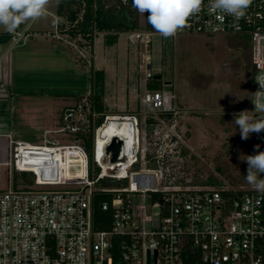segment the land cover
Segmentation results:
<instances>
[{"label": "built area", "instance_id": "obj_1", "mask_svg": "<svg viewBox=\"0 0 264 264\" xmlns=\"http://www.w3.org/2000/svg\"><path fill=\"white\" fill-rule=\"evenodd\" d=\"M189 24L171 38L249 39L255 93L254 77L264 72V0H253L239 21L212 14L209 0H203ZM129 33L131 42L147 51L160 35L153 28ZM83 61L92 66L90 58ZM88 95L63 110L42 142L19 139L14 131L0 133V264H148V252L156 255V264H264V194L184 183L175 174L183 151L153 115L177 112L173 90H146L145 128L133 114L106 115L94 127L97 115L89 116ZM112 122L127 123V132L106 137L102 129ZM92 126L91 167L81 135ZM253 136L264 151V131ZM115 137L122 145L112 161L107 147ZM107 178L125 183L102 184ZM95 191L113 193L101 203L111 211L107 229L94 228Z\"/></svg>", "mask_w": 264, "mask_h": 264}, {"label": "rangeland", "instance_id": "obj_2", "mask_svg": "<svg viewBox=\"0 0 264 264\" xmlns=\"http://www.w3.org/2000/svg\"><path fill=\"white\" fill-rule=\"evenodd\" d=\"M56 9L52 0L46 18L22 23L13 32L0 25V33L12 35L0 44V133L14 131L19 139L42 142L63 110L87 97L92 66L106 71L108 103H135L133 110L119 115L137 114L145 128L147 82L162 80V88L176 94L177 112L165 123L158 113L153 115L183 151L177 177L193 185L209 186L206 181L214 177L231 190L252 188L245 180L248 165L241 158L253 154L256 140L253 133L242 140L233 121L234 113L251 111L247 37L183 34L173 40L156 35L147 51L131 42L129 32L121 33L112 46L105 45L104 33H99L91 52L80 37L57 32ZM140 23L143 29L146 13L140 14ZM83 57L91 59V67ZM148 71L152 78L146 77ZM76 95H82L81 100ZM108 126L127 132V123Z\"/></svg>", "mask_w": 264, "mask_h": 264}, {"label": "clouds", "instance_id": "obj_3", "mask_svg": "<svg viewBox=\"0 0 264 264\" xmlns=\"http://www.w3.org/2000/svg\"><path fill=\"white\" fill-rule=\"evenodd\" d=\"M59 5L61 0H55ZM52 0H0V25L6 31H15L22 23L46 18ZM253 0H209V11L223 16H231L239 21L246 16ZM203 0H132V7L141 15L147 13V22L161 36L174 37L178 32L190 27L189 20L202 11ZM62 17H55L59 24ZM255 82L259 88L251 94L254 111L244 110L234 113V123L240 130L242 140L250 134L264 131V72H258ZM251 113V114H250ZM255 146L256 154L245 156L246 182L258 193L264 194V151Z\"/></svg>", "mask_w": 264, "mask_h": 264}, {"label": "trees", "instance_id": "obj_4", "mask_svg": "<svg viewBox=\"0 0 264 264\" xmlns=\"http://www.w3.org/2000/svg\"><path fill=\"white\" fill-rule=\"evenodd\" d=\"M57 16L63 18L61 23L56 24L57 32L66 34L70 38L80 37L85 41V45L90 46L91 52H93L94 39L99 33H104L105 45L112 46L117 43L121 33L142 28L140 14L132 7V0H61V3L57 5L56 17ZM143 28L152 29V26L147 22V18ZM88 81L91 84V93L88 95L89 107L91 110L89 116L92 118V114L98 115L94 127L100 126L108 111L104 100L106 91V71L102 68H94L92 66L89 71ZM147 88L161 89L162 80H149L147 82ZM81 98L82 95L75 96V99L81 100ZM158 115L160 118L170 120L173 119L175 113L159 112ZM150 121H154V119L149 117V122ZM107 126L102 129L105 136L108 134ZM81 136L89 152L90 166L92 167L93 126L87 134ZM23 177L29 180L27 175H23ZM31 181L30 179L29 182ZM120 183H125V181L121 182L111 178L102 181V184L108 186H116ZM205 184L220 186L223 185V182L217 178L211 177ZM242 191L244 190H231V192L235 194L241 193ZM112 195V192L95 191L93 197L94 228L107 229L110 226L112 220L111 211L103 210L101 208V203L102 201L110 200ZM191 261H193V259H191Z\"/></svg>", "mask_w": 264, "mask_h": 264}, {"label": "water", "instance_id": "obj_5", "mask_svg": "<svg viewBox=\"0 0 264 264\" xmlns=\"http://www.w3.org/2000/svg\"><path fill=\"white\" fill-rule=\"evenodd\" d=\"M12 39L10 33H0V44L8 43ZM122 141L117 137L113 138L112 142L107 147V152L111 153V160L116 161L120 152ZM256 154V150L253 151L252 155ZM148 264H156V255H150L148 252Z\"/></svg>", "mask_w": 264, "mask_h": 264}, {"label": "crops", "instance_id": "obj_6", "mask_svg": "<svg viewBox=\"0 0 264 264\" xmlns=\"http://www.w3.org/2000/svg\"><path fill=\"white\" fill-rule=\"evenodd\" d=\"M104 100H105V104H106L107 110H108L106 115H117V113L119 114L120 112L122 113V112H126L129 110H133L134 106H135V103H131L129 101H123V102L121 101L123 103L122 107L118 106L116 103L109 104L107 101V98H106V91H105ZM111 100L113 101L114 99L111 98ZM115 101H118V99H116ZM97 116L95 117L94 122H96Z\"/></svg>", "mask_w": 264, "mask_h": 264}, {"label": "bare ground", "instance_id": "obj_7", "mask_svg": "<svg viewBox=\"0 0 264 264\" xmlns=\"http://www.w3.org/2000/svg\"><path fill=\"white\" fill-rule=\"evenodd\" d=\"M107 130H108V134L106 137H110V136L115 135V134L123 133L122 131L114 129L110 126H107ZM99 140H101V139H99ZM100 143H102V141H100Z\"/></svg>", "mask_w": 264, "mask_h": 264}]
</instances>
